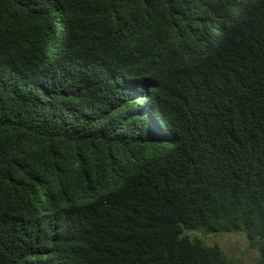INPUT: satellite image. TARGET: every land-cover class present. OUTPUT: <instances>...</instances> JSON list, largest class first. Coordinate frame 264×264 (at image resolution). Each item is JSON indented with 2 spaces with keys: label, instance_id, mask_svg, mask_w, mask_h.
Listing matches in <instances>:
<instances>
[{
  "label": "trees",
  "instance_id": "obj_1",
  "mask_svg": "<svg viewBox=\"0 0 264 264\" xmlns=\"http://www.w3.org/2000/svg\"><path fill=\"white\" fill-rule=\"evenodd\" d=\"M194 2L0 0V264H264V0Z\"/></svg>",
  "mask_w": 264,
  "mask_h": 264
},
{
  "label": "clouds",
  "instance_id": "obj_2",
  "mask_svg": "<svg viewBox=\"0 0 264 264\" xmlns=\"http://www.w3.org/2000/svg\"><path fill=\"white\" fill-rule=\"evenodd\" d=\"M241 2L244 5L245 10H248L249 8L254 6L256 2H259V0H241ZM188 9L189 15L197 19L196 21L199 23L200 29H203L205 32L210 30L214 37H220L221 30L225 27L227 16L232 18L233 13H235L232 12V9L228 8L227 0H196V2L189 5ZM214 9H216V11H218L220 14H212L211 11H214ZM238 13L244 12L238 11ZM202 14H204L205 20L202 17ZM206 23L209 28H206ZM142 45H147L145 49L149 50L151 54L154 55L155 60L166 66L165 69H162L160 67L161 70H166L168 67H170V65H176L181 61V58L179 56L174 55L175 52L170 51L167 42L164 40L146 39L143 41ZM129 73L131 72L129 70L128 63L124 65V68L122 71H120V73L114 72V74L120 76V78H128L130 76ZM151 77L152 75H147L141 78L151 79ZM152 86L153 85L151 83L140 84L139 89L134 92V99L144 101L142 99V95L147 96ZM145 104L147 105V103H145L144 101V104H140V106L144 108Z\"/></svg>",
  "mask_w": 264,
  "mask_h": 264
},
{
  "label": "rangeland",
  "instance_id": "obj_3",
  "mask_svg": "<svg viewBox=\"0 0 264 264\" xmlns=\"http://www.w3.org/2000/svg\"><path fill=\"white\" fill-rule=\"evenodd\" d=\"M207 246H215L233 264H254L258 258L257 250L240 232L203 235L197 234Z\"/></svg>",
  "mask_w": 264,
  "mask_h": 264
}]
</instances>
